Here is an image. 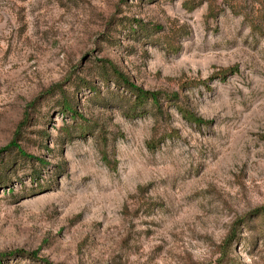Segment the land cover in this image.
Listing matches in <instances>:
<instances>
[{"label":"rangeland","instance_id":"rangeland-1","mask_svg":"<svg viewBox=\"0 0 264 264\" xmlns=\"http://www.w3.org/2000/svg\"><path fill=\"white\" fill-rule=\"evenodd\" d=\"M0 254L264 264V4L0 0Z\"/></svg>","mask_w":264,"mask_h":264},{"label":"trees","instance_id":"trees-1","mask_svg":"<svg viewBox=\"0 0 264 264\" xmlns=\"http://www.w3.org/2000/svg\"><path fill=\"white\" fill-rule=\"evenodd\" d=\"M263 4H264V0H260ZM191 8V6H189ZM176 50V48H175ZM114 71L117 73V75L120 77L121 73L117 70H115V67L113 66ZM236 67L235 66H228L225 68H222L218 71H216L214 73V75L219 76V78L224 79L228 74H231L232 72H235ZM126 84V86L129 88L132 96H133V102L130 105V109L132 111L137 110L139 108H143L144 104L146 102H151L154 106H156L158 108V110L160 111L161 109V94L162 92L159 90H147V89H143L140 86H137L133 83H130L126 78H123L122 76L120 77ZM204 81V80H203ZM205 82V81H204ZM173 98H176L174 95H170ZM70 104L69 102H67L65 109H70ZM180 110V113L182 114V116L189 122L192 123H200L202 122V118L198 117L197 115H195L194 113L187 111L186 109L182 108L181 106L178 107ZM74 113V112H73ZM14 145V143L11 144V146ZM147 145L150 148H154V146H156V140H149L147 141ZM9 147V146H8ZM6 147V148H8ZM236 236V233L234 231H232L230 233V235H228L227 240L228 242H230L234 237ZM35 254V253H33ZM225 254V253H224ZM0 254V257H3L4 255ZM45 260L47 263H49V261H47L46 259H42ZM1 261V260H0ZM1 264V263H0Z\"/></svg>","mask_w":264,"mask_h":264}]
</instances>
